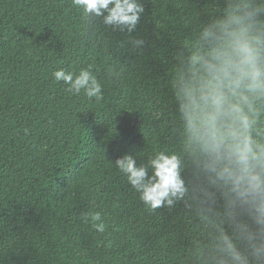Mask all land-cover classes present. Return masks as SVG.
Returning a JSON list of instances; mask_svg holds the SVG:
<instances>
[{"label": "trees", "instance_id": "obj_1", "mask_svg": "<svg viewBox=\"0 0 264 264\" xmlns=\"http://www.w3.org/2000/svg\"><path fill=\"white\" fill-rule=\"evenodd\" d=\"M140 3L129 34L72 0H0V264H198L200 221L183 205L149 210L114 162L183 151L176 57L224 4ZM89 66L98 102L52 75ZM94 212L103 233L82 219Z\"/></svg>", "mask_w": 264, "mask_h": 264}, {"label": "clouds", "instance_id": "obj_2", "mask_svg": "<svg viewBox=\"0 0 264 264\" xmlns=\"http://www.w3.org/2000/svg\"><path fill=\"white\" fill-rule=\"evenodd\" d=\"M223 8L176 57L171 90L183 151L115 160L149 210L184 208L200 221L198 264H264V0H223ZM85 20L136 30L140 0H72ZM134 48L144 41L132 37ZM67 92L98 102L102 87L91 70H56ZM189 179H185V171ZM100 233L99 212L83 213Z\"/></svg>", "mask_w": 264, "mask_h": 264}]
</instances>
